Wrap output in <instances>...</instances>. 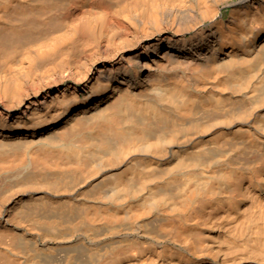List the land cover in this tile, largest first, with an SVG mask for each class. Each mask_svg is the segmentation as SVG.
I'll list each match as a JSON object with an SVG mask.
<instances>
[{"label": "bare ground", "instance_id": "1", "mask_svg": "<svg viewBox=\"0 0 264 264\" xmlns=\"http://www.w3.org/2000/svg\"><path fill=\"white\" fill-rule=\"evenodd\" d=\"M0 264H264V0H0Z\"/></svg>", "mask_w": 264, "mask_h": 264}]
</instances>
